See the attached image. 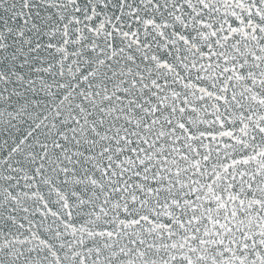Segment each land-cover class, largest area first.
<instances>
[{"label": "snow or ice", "instance_id": "snow-or-ice-1", "mask_svg": "<svg viewBox=\"0 0 264 264\" xmlns=\"http://www.w3.org/2000/svg\"><path fill=\"white\" fill-rule=\"evenodd\" d=\"M0 264H264V0H0Z\"/></svg>", "mask_w": 264, "mask_h": 264}]
</instances>
